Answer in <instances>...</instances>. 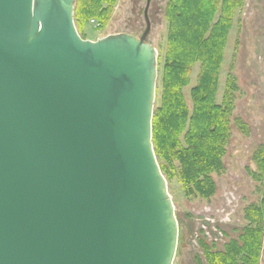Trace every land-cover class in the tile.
I'll return each mask as SVG.
<instances>
[{
    "label": "water",
    "instance_id": "95a60500",
    "mask_svg": "<svg viewBox=\"0 0 264 264\" xmlns=\"http://www.w3.org/2000/svg\"><path fill=\"white\" fill-rule=\"evenodd\" d=\"M82 38L75 0H0V264H172L157 50Z\"/></svg>",
    "mask_w": 264,
    "mask_h": 264
},
{
    "label": "rangeland",
    "instance_id": "374dc122",
    "mask_svg": "<svg viewBox=\"0 0 264 264\" xmlns=\"http://www.w3.org/2000/svg\"><path fill=\"white\" fill-rule=\"evenodd\" d=\"M145 2L116 0L105 25L100 27L97 20L90 19L80 35L90 40L120 32L140 36L145 26ZM167 2L151 0L148 7L150 31L146 41L155 47L160 58L166 50ZM198 71L199 64L195 63L189 84L182 90L189 107L190 90L196 84ZM229 81L234 87L228 115L229 135L221 165L210 173L215 183L213 193L203 198L189 192L181 183L178 162L157 158L178 221L172 264H209L201 241L212 250H221L225 242L236 238L248 225L247 208L261 204L264 195V175L259 163L262 154L259 150L264 144V0H244L235 13L219 73L218 103ZM156 85L159 86V75ZM262 244L260 264H264V225Z\"/></svg>",
    "mask_w": 264,
    "mask_h": 264
},
{
    "label": "trees",
    "instance_id": "16d2710c",
    "mask_svg": "<svg viewBox=\"0 0 264 264\" xmlns=\"http://www.w3.org/2000/svg\"><path fill=\"white\" fill-rule=\"evenodd\" d=\"M115 1L75 0L74 22L79 35L90 19L97 20L100 27L105 25ZM243 4L244 0H168L165 8L166 50L162 58L157 55L159 86L152 116V143L156 158L169 163L176 160L181 183L203 198L214 191L210 173L220 167L229 135L232 83L226 82L220 103L216 94L228 34ZM195 63L199 71L190 90L189 107L182 90L189 84ZM260 151L264 175V144ZM260 203L247 208L248 225L221 250H212L201 241L209 264H259L264 195Z\"/></svg>",
    "mask_w": 264,
    "mask_h": 264
},
{
    "label": "flooded vegetation",
    "instance_id": "af4514ba",
    "mask_svg": "<svg viewBox=\"0 0 264 264\" xmlns=\"http://www.w3.org/2000/svg\"><path fill=\"white\" fill-rule=\"evenodd\" d=\"M261 252H262V250H261ZM260 258H261V253H260ZM260 258H259V264H260Z\"/></svg>",
    "mask_w": 264,
    "mask_h": 264
},
{
    "label": "built area",
    "instance_id": "2783aa9c",
    "mask_svg": "<svg viewBox=\"0 0 264 264\" xmlns=\"http://www.w3.org/2000/svg\"><path fill=\"white\" fill-rule=\"evenodd\" d=\"M90 22H91V23H94V20H91ZM96 27H98V26H96Z\"/></svg>",
    "mask_w": 264,
    "mask_h": 264
}]
</instances>
